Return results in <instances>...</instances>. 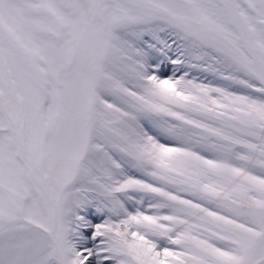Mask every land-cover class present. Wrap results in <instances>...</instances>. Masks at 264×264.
Wrapping results in <instances>:
<instances>
[{
    "label": "snow or ice",
    "instance_id": "obj_1",
    "mask_svg": "<svg viewBox=\"0 0 264 264\" xmlns=\"http://www.w3.org/2000/svg\"><path fill=\"white\" fill-rule=\"evenodd\" d=\"M0 264H264V0H0Z\"/></svg>",
    "mask_w": 264,
    "mask_h": 264
}]
</instances>
